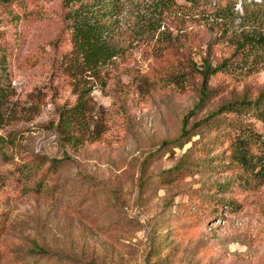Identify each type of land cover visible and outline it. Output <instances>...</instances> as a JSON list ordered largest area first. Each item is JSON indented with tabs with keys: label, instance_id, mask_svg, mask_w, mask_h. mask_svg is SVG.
I'll return each instance as SVG.
<instances>
[{
	"label": "rangeland",
	"instance_id": "374dc122",
	"mask_svg": "<svg viewBox=\"0 0 264 264\" xmlns=\"http://www.w3.org/2000/svg\"><path fill=\"white\" fill-rule=\"evenodd\" d=\"M102 5L113 9L106 41L120 53L75 75L67 15L76 6L0 0V44L9 48L0 264H264V164L228 165L227 144L211 148L221 138L207 128L236 120L222 106L264 92V53L238 48L264 35V0ZM81 94L85 121L64 139L59 116ZM195 136L200 149H183ZM197 151L208 168L190 165ZM206 198L240 207L195 213Z\"/></svg>",
	"mask_w": 264,
	"mask_h": 264
},
{
	"label": "trees",
	"instance_id": "16d2710c",
	"mask_svg": "<svg viewBox=\"0 0 264 264\" xmlns=\"http://www.w3.org/2000/svg\"><path fill=\"white\" fill-rule=\"evenodd\" d=\"M69 1L71 5H75L76 7L67 15V19L70 21L67 27V35L70 38L71 44V49L68 52V56L70 57L68 65L71 68V73L81 75L84 72L96 70L101 66L111 63V61L119 55L120 49L116 45H111L106 41L107 35L109 34L108 28L110 20L113 16V9L104 7L102 5V0H96L92 3H85L82 0ZM234 17L235 12L232 11L223 18L233 19ZM148 23L150 24L148 26L149 31L153 33L158 31L159 27H155V23ZM151 24L154 25L151 26ZM238 48L242 51V55H246L247 53L249 55H254L256 52L264 53V35L250 36L244 39V41L238 45ZM6 51L9 52V48L0 44V117H4L6 105L9 101V89L6 87L9 76L5 61L6 56L4 54ZM207 94L208 93L205 94V97ZM83 97V94L79 95L77 103L65 109L59 116L58 126H63L62 138L64 139L70 138L71 134L68 132L72 130L73 124L76 121L81 124L85 121L87 103ZM220 111L223 114H235L237 117L236 120L231 122L228 120H219L211 121L209 125H207L211 133H216L217 138H221L220 140L211 139V148H214L216 151L217 147H219L218 144H227L229 153L227 158L229 162L228 165L236 167L243 172L248 171L251 165L258 160L260 163L264 164V92L255 100L244 99L240 102L222 106ZM187 134L186 131L182 132L179 139L180 142L185 139ZM209 136H211V134L207 135V137ZM197 140L198 138L195 136L193 139L184 143L183 149L193 143H195V145L190 146V148L200 149ZM186 153L188 152L186 151L185 154ZM195 153L193 158L192 156L189 157L190 165L200 170L208 168L211 159L209 160L203 157V154L198 155V151ZM54 162L58 166L62 160H55ZM218 167L219 166L214 165L212 170ZM171 177V179H174L176 176L173 175ZM245 180V185H249L247 179ZM219 188H221L222 191H218L220 194L228 193L230 189L226 188L224 185ZM246 189L251 190V188ZM202 199L198 200L196 203L197 210L195 213H198L199 210H206L205 212H207L209 209L213 208L210 211L214 213L213 217H216L215 215L219 213L221 204L228 203V205L240 207L234 201L226 202L222 198ZM189 213H191V215L193 214L191 211Z\"/></svg>",
	"mask_w": 264,
	"mask_h": 264
}]
</instances>
